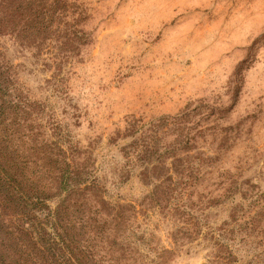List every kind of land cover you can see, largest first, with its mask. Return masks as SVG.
Returning a JSON list of instances; mask_svg holds the SVG:
<instances>
[{"label":"rangeland","instance_id":"374dc122","mask_svg":"<svg viewBox=\"0 0 264 264\" xmlns=\"http://www.w3.org/2000/svg\"><path fill=\"white\" fill-rule=\"evenodd\" d=\"M15 7L13 34L0 27L14 121L32 158L79 166L70 199L107 220L102 259L264 264V0Z\"/></svg>","mask_w":264,"mask_h":264},{"label":"trees","instance_id":"16d2710c","mask_svg":"<svg viewBox=\"0 0 264 264\" xmlns=\"http://www.w3.org/2000/svg\"><path fill=\"white\" fill-rule=\"evenodd\" d=\"M17 1L0 0L7 6L0 12V27L9 36ZM26 14L22 8L20 15ZM17 102L8 71L0 64V264H109L93 237V232L107 229V220L95 206L70 199L71 188L84 184L75 171L79 166L64 158L62 169L55 170L57 162L49 167L32 158L21 126L14 121ZM173 158L168 159V170L174 177H184V158ZM153 170L154 166L142 173ZM53 186L60 190V203L50 196Z\"/></svg>","mask_w":264,"mask_h":264}]
</instances>
